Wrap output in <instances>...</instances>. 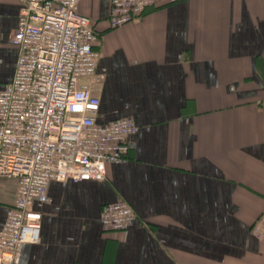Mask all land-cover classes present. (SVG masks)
Instances as JSON below:
<instances>
[{"label": "crops", "instance_id": "1", "mask_svg": "<svg viewBox=\"0 0 264 264\" xmlns=\"http://www.w3.org/2000/svg\"><path fill=\"white\" fill-rule=\"evenodd\" d=\"M22 0H0V90L19 57ZM112 0H81L101 57L99 122L132 117L128 155L105 181H52L24 264H264V0H155L114 28ZM18 181L0 178V230ZM137 217L107 231L103 208Z\"/></svg>", "mask_w": 264, "mask_h": 264}, {"label": "built area", "instance_id": "2", "mask_svg": "<svg viewBox=\"0 0 264 264\" xmlns=\"http://www.w3.org/2000/svg\"><path fill=\"white\" fill-rule=\"evenodd\" d=\"M81 0H22L12 43L19 57L13 80L0 90V178L18 181L14 205L0 230V264H24L27 243H39L41 211L52 181H105L108 162L130 152L139 126L132 117L99 122L100 98L91 80L101 57L99 35ZM155 0H112L114 28L138 20ZM120 200L103 208L107 231H123L136 219ZM264 238V211L251 227Z\"/></svg>", "mask_w": 264, "mask_h": 264}]
</instances>
